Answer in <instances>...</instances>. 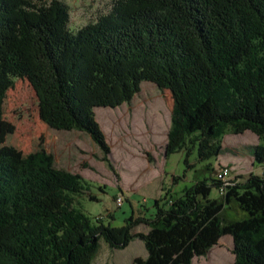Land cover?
I'll return each mask as SVG.
<instances>
[{
	"label": "trees",
	"instance_id": "16d2710c",
	"mask_svg": "<svg viewBox=\"0 0 264 264\" xmlns=\"http://www.w3.org/2000/svg\"><path fill=\"white\" fill-rule=\"evenodd\" d=\"M69 21L60 0H0V264H93L101 239L116 250L142 241L148 256L132 264H193L226 236L234 264H264V176L230 182L222 199L211 193L223 183L204 178L115 228L78 207L98 201L92 183L43 148L24 156L5 145L13 129L3 126L8 91L27 80L43 123L89 134L115 172L95 110L130 105L150 82L173 99L166 159L184 153L192 168L194 153L219 158L228 130L250 131L264 169V0H119L76 33ZM231 204L244 217L223 218Z\"/></svg>",
	"mask_w": 264,
	"mask_h": 264
},
{
	"label": "rangeland",
	"instance_id": "374dc122",
	"mask_svg": "<svg viewBox=\"0 0 264 264\" xmlns=\"http://www.w3.org/2000/svg\"><path fill=\"white\" fill-rule=\"evenodd\" d=\"M70 11L69 30L72 33L94 24L99 18L111 13L119 0H60ZM141 92L130 105L117 109L98 108L95 110L97 121L111 148L109 156L115 172L101 161L102 152L91 136L78 131H56L50 129L40 118L38 98L27 80L16 79L14 87L8 91L3 104V126L12 128L5 138V145L19 150L24 156L40 148L51 153L57 168L82 175L93 184L91 195L80 199L79 208L96 224L101 220L105 225L118 228L132 213L138 217L144 212L153 213L156 189L161 186L158 175L166 176L162 196H180L186 189L207 177L216 178L223 168L231 170V180H246L250 175L264 176V169L256 170L252 165V147L259 144L258 137L248 131L234 135L228 130L222 139L224 151L218 159L200 162L198 154L189 158V168L184 153L165 158V145L171 125L173 99L169 91L160 90L155 84L144 82ZM264 145V141L261 142ZM208 164L213 172H208ZM211 166V165H210ZM257 167L259 165H256ZM178 178L171 186V177ZM106 191L102 193L99 188ZM124 199L122 207L116 200ZM161 196V197H162ZM160 197V198H161ZM220 190L213 189L212 199H222ZM159 198V199H160ZM144 199V201H143ZM112 215L111 219L109 216ZM227 221L242 218L236 204L226 207L222 214ZM140 226L134 233L146 232ZM145 244L134 240L123 250L111 249L101 239L99 251L93 264H132L135 258H146ZM233 239L231 236L211 249L205 257L195 258L193 264H234Z\"/></svg>",
	"mask_w": 264,
	"mask_h": 264
},
{
	"label": "built area",
	"instance_id": "2783aa9c",
	"mask_svg": "<svg viewBox=\"0 0 264 264\" xmlns=\"http://www.w3.org/2000/svg\"><path fill=\"white\" fill-rule=\"evenodd\" d=\"M216 178L223 183L222 188L220 189L221 194H225V188L230 185L231 180V170L228 167H223L216 175ZM117 206L120 208L124 204L123 197L119 196L116 200Z\"/></svg>",
	"mask_w": 264,
	"mask_h": 264
},
{
	"label": "crops",
	"instance_id": "0c3cea01",
	"mask_svg": "<svg viewBox=\"0 0 264 264\" xmlns=\"http://www.w3.org/2000/svg\"><path fill=\"white\" fill-rule=\"evenodd\" d=\"M166 146V145H165ZM256 146V145H255ZM164 154H165V152H164ZM253 163H254V159H253V157H252V165H253ZM254 168L256 169V170H259V169H261V167H257V166H255L254 165ZM163 176H166V174H165V172H163L161 175H158V180H160V183H161V186H158L157 187V189H156V191H157V195H156V197L153 199V200H156V199H159L161 196H162V194H163V189H165V185H164V179H165V177H163ZM164 178V179H163ZM174 178L175 177H171V186H175L176 184H177V182H175L174 181ZM164 180V181H163ZM240 181V180H239ZM242 181H244V180H242ZM143 201H144V199H143ZM148 209L146 208V207H144V212H143V214H141V215H144L145 214V212L147 211ZM243 215V214H242ZM112 216V215H111ZM242 217H244V216H242ZM147 232V231H146ZM146 232H144V233H146ZM227 237V236H226ZM225 239V237H223L220 241H219V244L223 241ZM218 244V245H219ZM217 245V246H218ZM216 247V246H215Z\"/></svg>",
	"mask_w": 264,
	"mask_h": 264
}]
</instances>
